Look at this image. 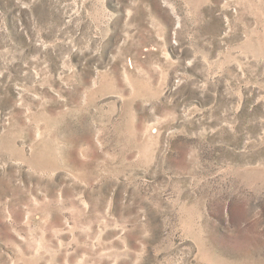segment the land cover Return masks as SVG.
Returning a JSON list of instances; mask_svg holds the SVG:
<instances>
[{
	"label": "rangeland",
	"instance_id": "rangeland-1",
	"mask_svg": "<svg viewBox=\"0 0 264 264\" xmlns=\"http://www.w3.org/2000/svg\"><path fill=\"white\" fill-rule=\"evenodd\" d=\"M0 264H264V0H0Z\"/></svg>",
	"mask_w": 264,
	"mask_h": 264
}]
</instances>
